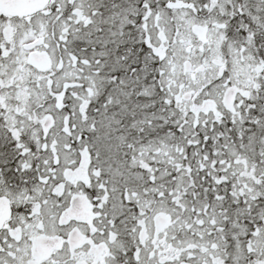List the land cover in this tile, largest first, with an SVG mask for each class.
<instances>
[{
    "label": "snow or ice",
    "instance_id": "snow-or-ice-1",
    "mask_svg": "<svg viewBox=\"0 0 264 264\" xmlns=\"http://www.w3.org/2000/svg\"><path fill=\"white\" fill-rule=\"evenodd\" d=\"M0 264H264V0H0Z\"/></svg>",
    "mask_w": 264,
    "mask_h": 264
}]
</instances>
